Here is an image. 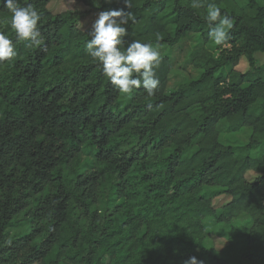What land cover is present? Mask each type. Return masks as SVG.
Instances as JSON below:
<instances>
[{
    "label": "trees",
    "instance_id": "16d2710c",
    "mask_svg": "<svg viewBox=\"0 0 264 264\" xmlns=\"http://www.w3.org/2000/svg\"><path fill=\"white\" fill-rule=\"evenodd\" d=\"M51 1L27 0L41 16L38 45L16 40L0 4V32L16 51L0 62V264H264V63L255 56L264 54V5L206 0L234 25L216 45L206 8L191 0H74L132 12L125 46L200 34L191 59L200 75L169 92L172 62L160 57L149 96L118 92L86 52L84 13L53 14ZM246 126V144L220 141ZM85 152L92 165L81 164ZM221 195L230 200L217 208ZM243 213L251 225L235 227ZM214 235L227 240L218 253L205 246Z\"/></svg>",
    "mask_w": 264,
    "mask_h": 264
},
{
    "label": "clouds",
    "instance_id": "9594fccd",
    "mask_svg": "<svg viewBox=\"0 0 264 264\" xmlns=\"http://www.w3.org/2000/svg\"><path fill=\"white\" fill-rule=\"evenodd\" d=\"M111 2V0H109ZM126 7L132 8V0H123ZM0 4L11 14V28L14 30L17 41H30L39 44L40 36L38 23L41 19L38 10L30 3L23 6L20 0H0ZM193 9L206 8V20L209 32L208 37L216 44H223L230 31L233 29L231 17L222 12V9L214 2L206 0H191ZM134 22L132 12L124 9L101 11L92 24L90 39L86 42L87 54L102 69L103 75L108 78L116 90L121 94H129L133 89H140L147 95H155L159 85L155 68L160 61V54L151 43L140 40L127 42L128 35L126 25ZM16 56L15 45L3 32H0V62L11 60ZM184 264H204L196 256H191Z\"/></svg>",
    "mask_w": 264,
    "mask_h": 264
},
{
    "label": "rangeland",
    "instance_id": "374dc122",
    "mask_svg": "<svg viewBox=\"0 0 264 264\" xmlns=\"http://www.w3.org/2000/svg\"><path fill=\"white\" fill-rule=\"evenodd\" d=\"M260 4L264 5V0H257ZM49 10L53 14L62 13L64 11H82V15L78 26L82 30H90L93 22L98 17V12H92L85 4L75 2L74 0H52L48 5ZM159 51L160 57H168L172 62V71L169 77L168 91H174L180 84L189 83L196 79L201 71L193 67L191 59L194 54L202 47V38L198 33H188L183 36L180 42L175 45H157L154 44ZM257 64L264 63V54L262 52H256ZM250 67L249 62L243 58L237 69L245 72ZM252 133L251 127H243L240 131L232 133H222L220 141L227 145H244L249 141L250 133ZM92 160V161H91ZM87 161H91L93 164V158L87 153H83L81 164L84 165ZM94 166V165H93ZM256 176V173L249 172L247 178L252 180ZM230 198L226 195H221L214 200L215 207L219 208L228 202ZM100 207V206H99ZM252 223L251 218L248 214L243 213L238 216L233 224L235 227H248ZM24 222L20 221L15 228L10 230V236L15 232L23 228ZM207 226L209 230L214 229V221L207 220ZM227 240L219 235H214L205 240V246L212 251L218 253L225 245Z\"/></svg>",
    "mask_w": 264,
    "mask_h": 264
},
{
    "label": "crops",
    "instance_id": "0c3cea01",
    "mask_svg": "<svg viewBox=\"0 0 264 264\" xmlns=\"http://www.w3.org/2000/svg\"><path fill=\"white\" fill-rule=\"evenodd\" d=\"M249 133L251 134V132L249 131Z\"/></svg>",
    "mask_w": 264,
    "mask_h": 264
}]
</instances>
